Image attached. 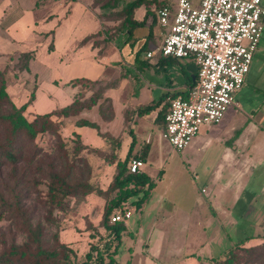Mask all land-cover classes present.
I'll list each match as a JSON object with an SVG mask.
<instances>
[{
	"label": "crops",
	"instance_id": "obj_1",
	"mask_svg": "<svg viewBox=\"0 0 264 264\" xmlns=\"http://www.w3.org/2000/svg\"><path fill=\"white\" fill-rule=\"evenodd\" d=\"M93 1L0 0V69L8 71L6 90L14 102L9 91L12 87L10 74L14 71L19 78L25 76L23 83H16L26 90L23 104L33 93L34 98L28 106L34 114H43L72 102L77 88L69 85L70 80L83 77L106 83L115 72V85L106 88L103 94L109 102V115L103 113V99H100L92 108L73 116L75 122L70 134H78L82 143L89 147L107 152L115 149L117 158L121 160L126 157L134 141L131 153L141 155L144 162L141 171L146 173L144 165L148 164L154 131H160L163 136L170 98L178 95L186 97L191 86L190 79L195 80L196 65L191 59H184L185 62L180 63L179 59L172 57L161 58L158 53L160 45L157 50L150 49L154 36L159 34L163 40L166 32L158 22L157 12L154 17L156 5L162 2L170 6L173 1L144 0L134 10L133 19L142 21L145 18V24L134 28L131 37H128L126 27L120 26L122 19L115 18L114 14L132 0H118L115 5L104 6H93ZM146 9L150 14L145 17ZM113 31L116 34L111 36ZM145 42L146 48L140 51ZM149 51L154 53L151 57L146 56ZM27 52L33 53L27 69L10 68L9 63L16 62L20 54ZM256 55L264 60L262 37L252 61ZM172 63L180 65L183 80L160 87V97L150 99V89L141 84L142 69L151 65L161 69ZM71 64L77 65L79 70L61 77L58 69ZM152 85L149 83L148 87ZM29 88L31 91L28 93ZM158 102L149 112L138 114L140 108ZM78 120L93 122L98 129L79 125L76 123ZM248 125L253 123L248 121L242 127H235L232 119L224 116L218 124L202 125L206 126L205 131L202 133L199 129L190 144L178 151H186L181 159L191 169L198 167V154H206L205 172L210 176L204 188H201L202 197L199 200L194 197L192 202L199 206L196 212L182 205H176V209L158 208L163 212L156 211V221L145 224L146 211L162 180L163 170H159L157 178L146 173L155 181V186L141 208L136 209L140 219L133 236L145 239L141 251L149 255L148 264H211V259L222 257L236 245L253 247L264 242V137H257L256 134L247 136L245 130ZM114 128L118 130L114 132ZM68 129L66 125L62 130ZM100 133L117 139L119 145H114L113 141ZM104 144L106 149H102ZM106 164L112 168V178L115 163ZM193 178L197 179V175ZM106 187L100 188L104 190ZM207 190L210 193L204 195ZM164 192L163 195H167L166 190ZM93 195L98 196L91 193L87 198ZM165 201L162 205L167 207ZM153 204L157 209L158 203ZM134 208H130L131 211ZM128 219L123 222L126 227L123 235L130 227ZM87 222L93 226L98 224L90 220ZM85 228L88 229L87 225ZM185 239L191 247L196 244L197 250L194 251V248L186 254L188 242ZM225 239L230 246L226 250H219V245ZM179 246L181 249L177 250ZM151 252L159 257L151 256Z\"/></svg>",
	"mask_w": 264,
	"mask_h": 264
},
{
	"label": "trees",
	"instance_id": "obj_2",
	"mask_svg": "<svg viewBox=\"0 0 264 264\" xmlns=\"http://www.w3.org/2000/svg\"><path fill=\"white\" fill-rule=\"evenodd\" d=\"M117 2L118 0H94L93 6L115 5ZM143 2L144 0H132L126 3L120 12L114 14L115 18L122 19L120 26L126 27L128 37L132 36L134 28L145 24V18L142 21L133 19L134 10ZM163 6L167 5L161 3L160 7ZM148 14L150 11L146 9L145 17ZM146 44L145 42L140 51L146 48ZM32 57V52L20 54L16 67L19 70L27 69ZM98 82L99 80L83 77L70 80L69 85L76 87L77 91L69 105L47 113L34 114L32 119H28L24 111L33 100L34 94L30 95L25 104L16 106L6 90L8 71L0 69V106H7L5 112H0V130L3 132L0 135V166H10L9 177L13 184L12 196L9 199L0 194V218L11 212L10 214L16 217V222L19 223L18 226L24 234L22 242L13 240L0 250V264H115V256L122 243V235L126 227L121 221L111 222V215L124 211L127 208L125 204L134 197L136 199L131 201V204L136 209H140L155 186V181L142 171L136 173L130 171L131 160H142L141 155L136 156L131 153L134 141L131 142L126 157L121 160L117 158L115 149L112 148L107 152L89 147L82 143L78 134L72 133V137L75 138L70 156L62 135V129L66 124L65 119L78 115L82 110L92 108L100 99H104L103 94L107 85L93 91L94 85ZM194 82L195 80L190 79L191 86ZM87 90H91L89 96H86ZM158 104L159 102L144 106L139 109L138 114H145ZM76 123L98 129L95 123L87 120H78ZM43 132L56 138V146L53 150L56 156L51 157L34 144L37 135ZM100 135L113 141L114 145H119L117 139L102 133ZM84 150L98 155L108 164L115 163V172L106 189L103 190L91 182V167L86 158L81 155ZM22 162H26L28 166L35 163L34 172L39 173L46 180L45 191L37 193V200L45 208L46 223L56 228L52 247H47L44 243L45 227L41 222L31 223L28 210L22 204L23 195L18 192V189L16 190L22 181L19 167ZM91 193L104 197V204L98 224L93 226L87 222L86 225L95 234L90 236L96 238L98 235V240L104 243L102 247H99V243H90L83 260L79 261L73 245L60 239L55 212L67 213L71 208L72 199L83 198ZM105 257L107 261H104ZM211 264H264V242L253 247L236 245L222 257L211 259Z\"/></svg>",
	"mask_w": 264,
	"mask_h": 264
},
{
	"label": "rangeland",
	"instance_id": "obj_3",
	"mask_svg": "<svg viewBox=\"0 0 264 264\" xmlns=\"http://www.w3.org/2000/svg\"><path fill=\"white\" fill-rule=\"evenodd\" d=\"M155 0H152L154 2ZM173 1L169 6L171 9H174L176 0ZM175 1V2H174ZM162 3V2H161ZM161 3H157L154 10V17L156 18L157 9L160 7ZM164 5H168L163 3ZM175 4V5H174ZM264 5V0H262ZM116 32H111V36H114ZM264 38V32L262 35ZM162 37L157 34L154 36L150 49L157 50V47L161 45ZM153 61V60H152ZM180 63L185 62L184 59H179ZM10 68L17 70L16 62L9 63ZM15 67H12L14 66ZM13 69V70H14ZM79 70L78 66L71 64L65 68L58 69V73L61 77L70 76L75 74ZM128 71V70H127ZM131 72V70H129ZM141 84L144 87L150 89V99H158L161 95V88L170 82L177 83L183 80V73L180 69L178 63H172L166 65L164 68L158 69L154 65L146 66L142 69ZM10 83L11 86L9 91L12 94L13 100L17 106H21L25 101V89L21 88L19 84L23 83L25 76H21L17 73L10 74ZM115 76L116 73L112 72L110 80L104 83L102 80L98 84L94 85L93 91L97 90L99 87L107 85V88L115 85ZM26 79H29L27 77ZM32 79V78H31ZM153 84L151 87H148V84ZM31 91V88L28 89V93ZM91 94V90L86 91V96ZM28 95V94H27ZM103 99V98H102ZM235 100L239 106V109H234L230 107L225 115V117L232 119L233 125L235 127H242L246 122L253 123V125L246 127V135H257V137H264V60L256 55L250 65L249 73L246 77L243 87L235 94ZM101 109L104 114L109 115V102L106 99H103L101 104ZM31 107L28 106L24 115L28 119H32L34 114L31 110ZM7 106H0V112H5ZM75 122L74 117H69L65 119V126H69L68 130H62V135L66 141V147L70 152V156L73 150L74 138L70 134V130ZM206 126L200 127V132H204ZM118 128H114L116 132ZM101 131V130H100ZM2 130H0V135H2ZM129 137V136H128ZM153 144L150 151V157L148 159L147 166L144 165V170L152 178H157L159 176V170L162 172V180L158 184L151 201L150 206L146 211V223H150L155 220L156 211L160 209H176V205H182L189 209L190 211L196 212L199 206L193 204L194 197L199 200L203 193L201 188H204L207 178L210 174L205 172L206 158L204 157L205 153H199L197 158V168L191 169V167L185 165L182 162V157L185 156L186 151L178 152L175 151L172 146L163 138L160 131H154L153 134ZM34 144L40 147L45 153H48L51 157L56 156L54 147L56 146V138L50 135L47 132L39 133L34 140ZM125 144V141L123 142ZM102 149H106L105 144L102 145ZM81 155L86 158L87 162L91 167L90 180L94 184L102 187H106L112 174V168H109L105 161L98 155L84 150L81 152ZM58 161V160H57ZM34 165L28 166L26 162H22L20 167V175L22 181L19 186L16 188L18 192L23 195L22 204L28 210L31 223L35 224L41 222L45 227L44 233V243L47 247H52L53 244V234L56 231L55 226H50L45 221L46 211L43 206H41L37 200V193L44 192L46 187V180L39 175V173L34 172ZM9 165L0 166V194L6 199H9L12 196V187L13 184L9 177ZM197 175V179H194L193 176ZM38 182V184H36ZM15 187V186H14ZM193 188V189H192ZM166 190L167 195H163ZM209 190L204 193L208 195ZM162 194V196H161ZM134 198L130 200L134 201ZM128 201L125 205L127 209L134 207L131 204V201ZM166 200L167 207L163 206V202ZM104 197L93 195L86 197H77L76 200H71V208L67 213H57L55 212L56 218L58 220V229H60L59 235L62 241L68 242L76 250L77 259L79 261L83 260V256L86 251L89 249L90 243H99V247H102L104 241L98 240V235L96 238H92L90 235L93 234L91 229H86V220H90L93 223H98L101 218L102 206H103ZM158 203L156 205L153 203ZM172 207V208H171ZM175 207V208H174ZM181 208V207H180ZM163 210H158L163 212ZM132 217L129 218L128 222L130 227L128 231L124 233L122 237V243L118 248V251L115 256V264H148L147 257L141 251V246L145 239H142L140 236L137 238L135 235V230L140 219L139 211H136V208L133 209ZM11 212L5 214L0 218V250L15 240L20 243L24 239V234L20 230L18 222H16V217L10 214ZM10 214V215H9ZM163 215V214H159ZM88 230V231H87ZM95 235V234H93ZM177 240V239H176ZM184 240V239H179ZM187 241V239H185ZM188 242V241H187ZM201 242V241H199ZM228 240H224L223 243L219 245V250H226L230 246ZM185 247V251L188 254L189 250L195 248L197 250V245L193 244L192 247L188 242ZM185 245V246H186ZM180 246L177 250H180ZM151 256L159 257L157 254L150 253ZM104 261H107V257L104 258ZM98 264V263H97ZM156 264V263H155ZM160 264V263H159Z\"/></svg>",
	"mask_w": 264,
	"mask_h": 264
},
{
	"label": "built area",
	"instance_id": "obj_4",
	"mask_svg": "<svg viewBox=\"0 0 264 264\" xmlns=\"http://www.w3.org/2000/svg\"><path fill=\"white\" fill-rule=\"evenodd\" d=\"M157 18L166 29L159 55L191 59L196 65L186 97H171L165 114L163 137L181 151L202 125L218 124L230 107L239 108L235 94L264 32V6L261 0H177L174 9L158 8ZM143 164L133 159L129 169L140 172ZM131 214L125 208L110 219L125 222Z\"/></svg>",
	"mask_w": 264,
	"mask_h": 264
}]
</instances>
